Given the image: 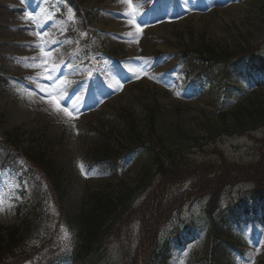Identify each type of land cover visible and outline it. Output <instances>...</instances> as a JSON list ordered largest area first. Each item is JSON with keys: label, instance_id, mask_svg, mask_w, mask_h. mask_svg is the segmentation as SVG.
Instances as JSON below:
<instances>
[{"label": "rangeland", "instance_id": "374dc122", "mask_svg": "<svg viewBox=\"0 0 264 264\" xmlns=\"http://www.w3.org/2000/svg\"><path fill=\"white\" fill-rule=\"evenodd\" d=\"M130 3L0 0V158L8 155L9 165L0 168V225H21L27 217L33 227L27 250L31 259L12 256L0 264H37L58 239L71 246L70 222L88 207L91 194L118 195L138 183L148 187L137 192L122 218L129 216V228L121 221L104 239L110 264L127 263L122 249L128 239L134 250L142 240L145 246L143 228L150 214L163 206L153 225L168 205L178 208L168 224L171 209L156 227L163 228L160 245L168 241L167 264H209L214 237L208 210L219 205H210V192L196 191L198 177L190 167L157 174L152 160L151 150L160 147V140L165 146L178 142L171 138L174 133L183 135L180 148L191 150L189 166L207 172L226 162L260 169L254 178L225 188L215 217L220 221L232 207L233 219L228 217L225 228L240 239L232 248V264H264V190L252 197L256 180L264 177V127L240 131L235 117L238 113L244 120L246 109L264 103V73L254 72L246 57L237 58L252 50L264 56V0ZM36 31L46 34L42 40L33 35ZM36 43L50 55L46 65L34 68L26 65L40 63L32 59L42 55L32 47ZM204 45L218 53L206 61L210 72L201 80L187 71L186 58ZM228 58L238 59L230 69L222 63ZM200 64L195 58L192 67ZM53 66L59 68L51 73L58 79H42L38 86L37 76ZM40 86L52 95L45 96ZM35 98L39 103L34 104ZM152 113L160 140L145 135L148 145L124 157L130 146L127 123L135 122L136 130L146 133ZM104 146L121 162L108 172L91 163ZM32 152L45 153L54 166L45 170L46 177L28 161L42 173ZM14 155L20 157L17 163ZM145 168L149 175L141 182ZM188 190L194 195L184 200L182 193ZM146 210L150 213L143 217Z\"/></svg>", "mask_w": 264, "mask_h": 264}, {"label": "trees", "instance_id": "16d2710c", "mask_svg": "<svg viewBox=\"0 0 264 264\" xmlns=\"http://www.w3.org/2000/svg\"><path fill=\"white\" fill-rule=\"evenodd\" d=\"M204 46L205 48H199L196 50L193 49L187 54L186 58V60H190L188 63L189 68L192 67L193 60L195 58L201 63L199 67H192L193 70H198V72H200L199 70L204 71V68H207L204 62L209 61L210 57L216 56L218 53L214 51L216 50L214 47L206 45ZM244 53L242 54L247 55ZM228 59L226 61H232V59L231 61ZM0 81H3L1 77ZM246 112L248 116L244 120H240V115L235 113L236 120L238 121L237 126L241 128L240 131L244 132L251 129L254 130L264 127V103L254 105V107L246 109ZM148 120V128L145 131L146 133H144V131H137L135 122L131 121V123H127L125 134H127L126 140L130 143V146L124 153V156L130 151L144 146V144L147 143L143 141L145 135L148 137L151 135L157 136L160 140L161 136L157 134L155 128L157 120L154 117V113H152V115L150 114ZM182 137L183 135H177L174 133L172 134L171 138H175L178 142L175 141L174 143H170L165 146L160 140V147H157L158 149H150L153 163L157 169V174L166 172L167 169L170 168L177 169L176 172L180 173L184 172L186 170L185 168L190 167L195 176L198 177L199 184L195 188L196 191L200 193L210 192V205H220V196H222L227 186L236 185L237 183L246 179H252L260 171L256 164L252 166L247 163L236 164L222 162L210 166L207 172L205 169H201L200 166H189L186 155L191 154V150H189V152H184L183 148H180L182 145L180 138ZM110 150L113 151L110 146H104L97 151V154L94 157L95 164L98 165L102 171L114 170L120 164V158L114 156ZM31 154H33L32 157L36 156L34 160L37 161L42 173L32 163V161L28 160L27 158L26 159L31 162L30 164H32L33 167L38 170L41 176L43 175L42 177H46V171L47 173L53 171L54 166L50 161H48L49 158L45 159V153L32 152ZM17 157L19 156L14 155L13 159L15 160ZM2 158L8 162V155L2 156ZM180 163L181 165H179ZM147 175H149V170L145 168L141 182L144 181L145 176ZM195 176H193V179ZM172 179L174 180L176 178L173 177L171 180ZM255 184H257V186L252 191L253 196L260 188L261 190H264V177L262 179L256 180ZM147 187L148 186L145 184L139 185L138 183L134 187L120 192L118 195L102 193L91 194L89 196L88 207L81 211L77 218L70 222V230L72 231V234H74V239L73 243H71V246H69L70 243L67 241H57L53 246L48 245V247L43 250L44 253L37 264H63L68 262H72L73 264H110L108 254L109 249H107L104 239H106L107 234H109L117 224H120L121 221L122 223L123 221L126 222V225L123 226L124 228H129V216L124 220L122 218L130 211V208L136 199L137 192L142 188L146 189ZM191 191L192 190H188L187 192L182 193L181 197H183L184 200L190 198L194 195L191 194ZM159 207L160 206L155 207V212L150 214L146 226H143V231L145 232L146 230L147 237L145 246H143L144 242H142V240L141 244L136 248V250H134L133 246H131V241L128 239V243H124L123 249L121 247L123 251V262H127L124 264H139V260H142L143 264H156V262H162L163 264L166 263L167 255L165 251L168 250V247L167 244H164V247L160 249V241L158 238L160 229L159 227H156L165 218L166 213L170 209L169 215L171 217L173 212L178 207L169 208V205L166 206V213L162 214L158 219H155L152 225L151 221L154 219L153 216L155 217L158 212L163 210V206L161 208ZM212 211L213 210H209L210 215H212ZM146 213H150V211L146 210L143 214V217L146 215ZM157 220L158 222H156ZM32 229V223H30V220L27 217L22 220L21 225H0V262L9 259V257L12 256L17 258L24 257L19 259L21 261L31 259L30 255L27 253V250L32 248L28 241V235ZM225 232L226 231L223 229V226L221 227L219 224L214 225L213 233L215 234V240L216 242H219L212 248V252L210 254L211 258L209 260L210 264H229L230 262L228 247L230 244H232V240L224 239L223 234H225ZM128 235L130 237V233H128ZM116 237L121 238V235L117 234ZM69 247H71V250ZM124 247H127L128 251ZM132 250H134V252L131 256L130 252ZM131 257L132 262L129 260ZM21 261L18 262L21 263Z\"/></svg>", "mask_w": 264, "mask_h": 264}, {"label": "snow or ice", "instance_id": "6c2138e0", "mask_svg": "<svg viewBox=\"0 0 264 264\" xmlns=\"http://www.w3.org/2000/svg\"><path fill=\"white\" fill-rule=\"evenodd\" d=\"M121 2L122 3H128L131 6L130 0H121ZM129 15H130V18H134V14H129ZM32 17H33V14L29 13L27 18L29 20H31ZM135 27L137 28L138 31H142V28L140 27L139 24H136ZM33 35L39 37L42 40L43 36L46 35V34L45 33H41L40 31H36V32L33 33ZM32 47L38 48L40 53L42 54L41 57H39V58H36V57L32 58L33 60L39 59L40 63H33V64L26 65V66H30V67H34L35 68V67H41L42 65H46L48 63L46 58L50 55V51H46L45 47L41 43H36V44L32 45ZM54 71H57V72L59 71L58 66H53L51 68L45 67L44 68L45 75L42 76V77L38 75L37 78H36V82H37L38 86H39L40 80H42V79H47L49 81H53L54 79H58V77H53V75L51 74ZM61 83H63V81H61ZM39 90L41 92H44L45 96L52 95V93L46 91V86H40ZM56 108L58 110H60V105H59L58 102H56ZM62 110L65 111V112L68 111L67 108H64ZM68 114L71 115V113H68Z\"/></svg>", "mask_w": 264, "mask_h": 264}, {"label": "bare ground", "instance_id": "6f19581e", "mask_svg": "<svg viewBox=\"0 0 264 264\" xmlns=\"http://www.w3.org/2000/svg\"><path fill=\"white\" fill-rule=\"evenodd\" d=\"M33 102H34V104L39 103V99L35 98Z\"/></svg>", "mask_w": 264, "mask_h": 264}]
</instances>
